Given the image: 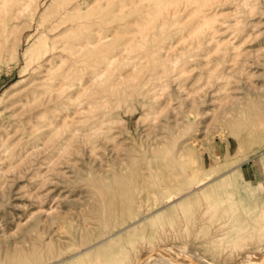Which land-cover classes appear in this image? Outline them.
<instances>
[{
  "label": "rangeland",
  "instance_id": "1",
  "mask_svg": "<svg viewBox=\"0 0 264 264\" xmlns=\"http://www.w3.org/2000/svg\"><path fill=\"white\" fill-rule=\"evenodd\" d=\"M40 1L0 44V264H139L166 247L264 264V0H75L86 26L59 40L102 38L67 93L25 67L65 0Z\"/></svg>",
  "mask_w": 264,
  "mask_h": 264
},
{
  "label": "bare ground",
  "instance_id": "2",
  "mask_svg": "<svg viewBox=\"0 0 264 264\" xmlns=\"http://www.w3.org/2000/svg\"><path fill=\"white\" fill-rule=\"evenodd\" d=\"M33 1H37V0H15L14 3H10L11 6H6L4 8V11H5V15L2 17V15H0V44L3 43H7V41H9V38L11 37V34L15 31V29L17 31H19V27H16V26H20V24H18V21L21 20L22 16L25 14V11L28 10V8L30 9L29 6L32 5ZM42 1V0H41ZM40 1V2H41ZM63 2V0H61ZM84 2H86V0H83ZM118 1V0H117ZM157 1V0H155ZM159 1V0H158ZM161 1V0H160ZM175 1V0H174ZM119 2V1H118ZM144 2V1H143ZM150 2V0H149ZM152 2V0H151ZM154 2V1H153ZM166 3V1H164ZM163 2V3H164ZM8 3V2H7ZM55 3L57 2H54L52 3V7H54ZM148 3V2H146ZM160 3V2H159ZM207 3V2H206ZM82 2H77L75 0H65L57 9V11L55 12V14H53L49 19H45L44 21H40L38 22V25L34 28H36V31L34 33V35L37 33L39 34V38H43L42 41H40V43L38 44L37 42H34L32 43L30 46L27 47V49L25 50V56H26V65L25 67H28L29 69H31L33 72V75L36 74L38 76H36V78H49V79H58V82H57V85L61 86L60 88L63 89V93H67L69 92V88L71 89L72 91V88L74 87V85L77 84H83V81L84 79H86L84 76L85 75H80L79 76H73V71H75L74 73L76 74V68L78 70H80V66L79 65H84V62L86 61L87 57L85 56V51L87 48L85 47L86 44H93L94 42H98L101 40V36H97V38H95L94 40L91 39V37L89 36H85L83 35L82 37L80 36H76L75 38H70L69 40H59V38L61 37H58L60 36L61 33H63V30L68 27L69 25H72V24H75V21H78L79 22V25L81 27H85L86 24H84L83 19H87L85 18L86 15L84 14H80L79 12L75 13V11H80L81 9V5ZM87 4V3H86ZM123 4V3H122ZM152 4V3H151ZM155 4V3H154ZM6 5V3H5ZM57 5V4H56ZM55 5V6H56ZM160 5V4H159ZM204 5V4H203ZM202 5V6H203ZM38 6V5H37ZM43 6V5H42ZM41 6V7H42ZM51 6V5H50ZM101 6V5H100ZM119 6V5H118ZM157 6V5H156ZM39 7V6H38ZM102 7V6H101ZM148 7V6H147ZM154 7V6H153ZM166 7V6H165ZM50 10L52 11L53 9ZM156 9H158L157 7H155ZM198 8V7H197ZM119 9V8H118ZM147 9V8H146ZM160 9V7H159ZM163 9V8H162ZM199 9V8H198ZM101 10V8H100ZM148 10V9H147ZM146 10V11H147ZM161 10V9H160ZM92 11V10H90ZM142 11V10H140ZM154 11V10H153ZM156 11V10H155ZM162 11V10H161ZM28 12V11H27ZM39 12V11H38ZM37 12V14H38ZM120 12V11H119ZM145 12V10H144ZM150 12V11H149ZM163 12V11H162ZM89 13V12H87ZM86 13V14H87ZM91 13V12H90ZM128 13V12H127ZM136 12H134L135 14ZM147 13V12H145ZM51 14V13H50ZM92 14V13H91ZM90 14V15H91ZM106 14V13H105ZM151 14V13H150ZM156 14V13H155ZM149 15V13H148ZM147 15V16H148ZM26 16V14H25ZM48 16H49V13H48ZM100 16V15H99ZM98 16V17H99ZM151 16V15H149ZM153 16V14H152ZM151 16V17H152ZM159 16V15H158ZM36 17V16H35ZM30 18V17H29ZM48 18V17H47ZM91 18V16H90ZM96 18V16H95ZM134 18L136 17H133L131 18L130 20H128V22H131ZM150 18V17H149ZM162 18L161 17V21H162ZM25 18H23V21ZM42 19V18H41ZM97 19V18H96ZM123 19V17H122ZM91 20V19H90ZM101 20V17L100 19ZM145 20V19H144ZM152 20V19H151ZM96 21V20H95ZM154 21V20H153ZM21 22V21H20ZM32 22V21H31ZM94 23V21H92ZM99 22V21H97ZM96 22V24H97ZM123 22V21H122ZM163 22V21H162ZM204 22V20H203ZM33 23V22H32ZM100 23V22H99ZM104 24V22H101ZM205 23V22H204ZM25 23H23V26H24ZM31 23H29L30 25ZM92 24V23H91ZM113 24V23H112ZM111 24V25H112ZM144 24V23H143ZM142 24V25H143ZM33 25V24H32ZM31 25V26H32ZM93 25V24H92ZM91 25V26H92ZM108 25V24H107ZM134 25V24H133ZM131 25V26H133ZM89 26H90V23H89ZM95 26V25H94ZM135 27V26H133ZM142 27V26H141ZM42 28V29H41ZM74 28V27H73ZM115 28V27H113ZM39 29H41L40 33H39ZM153 29V28H152ZM151 29V30H152ZM134 30V29H133ZM70 31V30H69ZM118 31V30H117ZM116 31V32H117ZM16 32V31H15ZM72 32V31H71ZM100 32V31H99ZM129 32H133V31H130L129 29ZM17 33V32H16ZM32 33V32H31ZM115 33V32H114ZM19 34V33H18ZM83 34V33H82ZM96 34V33H95ZM110 34V33H109ZM16 36H18L17 34H15ZM29 35V34H28ZM66 35V34H65ZM81 35V34H80ZM94 35V34H93ZM129 35V34H127ZM10 36V37H9ZM67 36V35H66ZM109 36V35H108ZM124 36V35H123ZM131 37V34L129 35ZM133 36V35H132ZM136 35L134 34V37ZM149 36V35H148ZM36 37V36H35ZM58 37V38H57ZM107 37V36H106ZM125 38V37H124ZM145 38V36H144ZM38 39V38H37ZM145 39H148V38H145ZM154 39V38H153ZM17 40L18 38L17 37H14L13 39V45H16L17 44ZM30 40V39H29ZM121 40V39H120ZM154 40H157V39H154ZM128 41L127 40L125 43L128 44ZM130 41H131V38H130ZM134 41V39H133ZM132 41V42H133ZM143 41V40H140V42ZM146 41V40H145ZM148 42V41H147ZM150 42V41H149ZM9 43V42H8ZM131 43V42H130ZM200 43V42H199ZM144 44V42H143ZM9 45V44H8ZM97 45V44H96ZM121 45V43H120ZM137 45V44H136ZM139 45V43H138ZM196 45H199L198 43ZM2 45H0L1 47ZM7 46V45H6ZM124 46V45H123ZM135 46V45H133ZM131 46V47H133ZM15 47V46H14ZM146 47H150V46H146ZM173 47V46H172ZM5 48V46L3 47ZM2 48V49H3ZM126 48V47H125ZM139 48V46H138ZM153 47H151L152 49ZM176 48V47H175ZM8 49V48H7ZM89 49V48H88ZM93 49V47H92ZM114 49V48H113ZM140 49V48H139ZM4 50V49H3ZM2 50V51H3ZM9 50V49H8ZM95 50V49H94ZM93 50V51H94ZM112 50V49H111ZM123 50V49H122ZM129 50V49H128ZM166 50V49H165ZM0 51H1V48H0ZM10 51V50H9ZM87 51V50H86ZM96 51V50H95ZM124 51V50H123ZM131 51V50H130ZM133 51V50H132ZM131 51V52H132ZM6 52V51H5ZM99 52V51H98ZM111 52V51H110ZM109 52V54H110ZM128 52V51H127ZM130 52V53H131ZM141 52V51H140ZM108 53V52H107ZM120 53V52H119ZM7 54V53H6ZM9 54V53H8ZM83 55V57L81 58H78V59H72L73 58V55ZM108 54V55H109ZM118 54V53H117ZM116 54V55H117ZM4 55V54H3ZM107 55V56H108ZM92 56V55H91ZM133 56V55H132ZM0 57H3L1 55V52H0ZM157 57V56H156ZM77 58V57H76ZM109 58H111L109 56ZM71 59V64H68L67 65V60L70 61ZM93 59V58H92ZM97 59V58H96ZM174 60V59H173ZM1 61V60H0ZM88 61V60H87ZM110 61V60H109ZM108 61V62H109ZM90 62V61H88ZM95 62V60L93 61ZM96 64V63H95ZM184 65V64H183ZM97 66V64H96ZM164 66V65H163ZM55 67H59L60 69H62V71L60 73H55V74H50V71L53 70ZM103 67V66H102ZM24 68V67H23ZM25 69V68H24ZM74 69V70H73ZM101 70V69H100ZM166 70V69H165ZM23 71V70H22ZM44 71H46L47 73L43 76V75H40L42 73H44ZM82 71V70H81ZM84 71V70H83ZM85 72V71H84ZM91 72V71H90ZM82 73V72H81ZM87 75V74H86ZM89 75V74H88ZM88 75H87V80H88ZM32 78V77H31ZM91 80V79H90ZM33 81V80H32ZM44 81V80H43ZM40 82V81H39ZM52 82V80H51ZM45 83V82H44ZM88 83V82H87ZM49 84V83H48ZM39 85V84H37ZM73 86V87H72ZM159 86V84H158ZM49 87V86H48ZM47 87V88H48ZM51 87V86H50ZM72 87V88H71ZM77 87V86H75ZM74 87V88H75ZM155 87H156V84H155ZM86 88V87H85ZM58 90V89H57ZM82 90V89H80ZM37 91V90H36ZM49 91V90H48ZM44 92V90H43ZM53 92V91H52ZM62 92V91H61ZM74 93V92H73ZM43 94V93H42ZM45 94V93H44ZM52 95V93H51ZM55 95H56V92H55ZM54 96V95H53ZM70 96V95H68ZM47 98V97H46ZM54 98V97H53ZM70 99V98H69ZM68 99V100H69ZM47 100V99H46ZM49 100V99H48ZM65 100V99H64ZM36 101V100H35ZM66 101V100H65ZM33 102V101H32ZM55 102V101H54ZM61 102V101H60ZM68 102V101H67ZM51 103V102H50ZM71 103V102H69ZM42 104V103H41ZM44 104V103H43ZM49 104V103H48ZM41 106V105H40ZM70 106V105H69ZM69 106H66V107H69ZM41 108V107H40ZM49 108V107H48ZM64 108V107H62ZM70 108V107H69ZM43 110V109H42ZM49 111V110H48ZM51 119V118H50ZM176 120L178 121L179 119L176 118ZM176 122V121H174ZM190 127V126H189ZM245 160V159H244ZM239 164H235L233 166V168H231V170H226V171H223V172H218L216 174H208L207 177H202L201 179H198V185H201L203 183H208L210 182L211 180H214L215 178L217 177H225V175H228L231 171H233ZM226 179V178H225ZM224 179V180H225ZM197 185V186H198ZM195 186L194 188H192L191 190H189L188 193H190V191L192 192V190L196 189ZM183 195H186V194H183ZM94 246V245H93ZM93 246L89 247V248H86V249H91L93 248ZM83 248H81L82 250ZM85 249V250H86ZM171 248H163V249H160L158 251H155V252H152V253H148L146 255H144L139 264H149L151 261H155V262H159V261H162L165 262V263H169V262H174V261H184L188 264H206V263H202L200 261H197V260H194L192 258H189L187 255H178L179 253L175 254L173 253V251L170 250ZM179 250V249H178ZM43 253V252H42ZM56 255V254H55ZM43 256V255H42ZM57 257V256H56ZM50 258V257H49ZM55 258V257H54ZM52 259V258H51ZM59 259V258H58ZM262 261L264 260V257L261 259ZM54 259L50 260L48 262H46L45 264H54ZM261 261V262H262ZM21 263V262H20ZM153 263V262H152ZM161 264V263H159Z\"/></svg>",
  "mask_w": 264,
  "mask_h": 264
}]
</instances>
